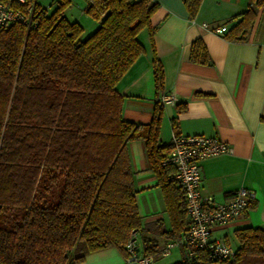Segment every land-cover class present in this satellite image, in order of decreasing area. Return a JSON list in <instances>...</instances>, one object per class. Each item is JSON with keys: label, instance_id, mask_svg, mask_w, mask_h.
Here are the masks:
<instances>
[{"label": "trees", "instance_id": "16d2710c", "mask_svg": "<svg viewBox=\"0 0 264 264\" xmlns=\"http://www.w3.org/2000/svg\"><path fill=\"white\" fill-rule=\"evenodd\" d=\"M183 1L190 15L201 2ZM70 4L27 0L22 8L32 5L29 25L0 26V264H78L107 248L125 257L132 229L140 251L156 260L188 226L184 193L168 177L173 167L161 162L171 147L158 142L162 103L155 102L147 123L125 120L116 83L144 51L141 30L153 46L151 16L159 5L84 0L83 12L99 24L80 40L82 26L66 15ZM259 9L264 0H249L225 36L246 39ZM189 59L210 62L201 39L192 41ZM152 64L159 90L163 72L155 55ZM133 140L142 143L165 203V217L150 222L136 202ZM233 236L231 258L209 259L199 248L188 258L181 247V258L169 264H264V224L235 228Z\"/></svg>", "mask_w": 264, "mask_h": 264}, {"label": "crops", "instance_id": "0c3cea01", "mask_svg": "<svg viewBox=\"0 0 264 264\" xmlns=\"http://www.w3.org/2000/svg\"><path fill=\"white\" fill-rule=\"evenodd\" d=\"M154 1L159 6L151 16L156 24L153 46L147 31L141 30L138 38L144 51L116 83L123 96L121 116L147 123L159 100L163 105L160 144H169L175 135L189 134L215 135L227 142L226 153L200 159L199 169L201 193L211 195L216 202L227 201L240 186L254 192V207L212 227V238H226L230 243L235 228L264 224V9L257 11L246 39L234 41L225 36L226 30L219 34L212 28H228L249 0H201L194 15L183 0ZM196 38L207 49V64L189 59L190 45ZM154 55L163 72L159 90L154 84ZM161 96L169 100L162 102ZM177 104L183 109L177 110ZM128 148L143 221L165 217L162 192L146 164L142 143L133 140ZM174 248L179 249V260L182 248ZM78 264L127 263L123 252L107 248L88 254Z\"/></svg>", "mask_w": 264, "mask_h": 264}, {"label": "built area", "instance_id": "2783aa9c", "mask_svg": "<svg viewBox=\"0 0 264 264\" xmlns=\"http://www.w3.org/2000/svg\"><path fill=\"white\" fill-rule=\"evenodd\" d=\"M26 1L0 0V26L15 22L29 25L32 5L22 8ZM212 30L221 34L226 27L217 26ZM166 100H169V97L161 96L162 102ZM170 144L171 147L163 155L161 162L171 165L174 169L168 177L183 189L184 208L189 223L184 233L178 239L168 241L157 255L165 256L174 246H180L188 258L195 255V248L205 250L209 259L231 258L234 255L233 245L223 239L212 238L211 230L213 226L228 223L243 213L254 198L253 190L240 186L225 202H216L211 195L201 193L200 159L229 150L227 142L219 137L204 134L175 135ZM124 251L127 264H154L153 255H145L140 251L137 229L130 231Z\"/></svg>", "mask_w": 264, "mask_h": 264}, {"label": "rangeland", "instance_id": "374dc122", "mask_svg": "<svg viewBox=\"0 0 264 264\" xmlns=\"http://www.w3.org/2000/svg\"><path fill=\"white\" fill-rule=\"evenodd\" d=\"M42 6L51 7L56 3V0H37ZM84 0H71L70 6L66 9V15L71 20H76L80 23L83 28V31L79 37L80 40L86 38L90 33H92L98 26L99 21L93 17L87 15L83 12ZM145 33V30L143 31ZM230 243L234 245L236 243L233 236L230 237ZM167 256H162L155 260V264H168L176 260L179 257V249L172 248Z\"/></svg>", "mask_w": 264, "mask_h": 264}]
</instances>
